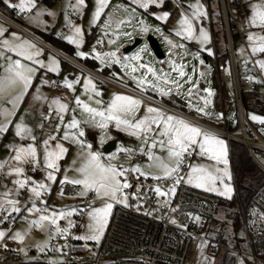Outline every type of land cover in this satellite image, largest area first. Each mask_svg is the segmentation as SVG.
I'll use <instances>...</instances> for the list:
<instances>
[{
  "label": "snow or ice",
  "instance_id": "1",
  "mask_svg": "<svg viewBox=\"0 0 264 264\" xmlns=\"http://www.w3.org/2000/svg\"><path fill=\"white\" fill-rule=\"evenodd\" d=\"M8 8L18 9L20 13H25L35 7V0H19V3H13L12 0H0ZM132 3L138 5L140 8L147 9L149 5L157 4V0H132ZM85 0H76L75 4H70L74 11L84 6ZM108 7V0H96V7L92 15V23H95ZM120 8L123 5L118 6ZM192 11L185 14L183 11L180 13L178 21V28H176L175 35L184 37L186 40H196L201 48L209 41V33L200 25L202 18L207 17L203 5L199 3L188 5ZM46 10L41 9L36 12L33 19L39 18ZM132 13L135 14L136 9L132 8ZM48 15H55V13L48 11ZM170 13L163 12L158 17L161 20L166 19ZM65 20L71 29V35L66 36L65 39L79 46L83 43V31L80 25L71 24L68 21V14L65 12ZM113 22V14L109 13L104 20V24L100 27L103 30L104 36H110L107 43L110 45L114 42L115 38L120 35L129 36V32L121 33L120 26L125 23L124 20H117L115 27L117 31L109 33L107 29ZM247 22L252 27H257L264 31V0L260 3H253L250 8V15L247 17ZM141 31H151L144 21H140ZM199 26L197 33V26ZM160 31V29H156ZM59 35V33H58ZM251 53H264V35L249 31L246 37ZM165 41L171 46L169 54L174 55L173 49L184 48V44L176 45L168 37ZM103 40H98L97 44H103ZM205 51L211 54L212 49L205 48ZM42 49L28 39H21L16 32H8L7 29L0 27V61L6 59V64H0V117H3L4 122L0 123V133L5 132L7 127L11 125L12 118L16 114V110L20 106V102L24 99L25 95L30 91L33 85L34 77L37 73L44 69L49 72L59 71V61L53 56L49 55L47 62L41 59ZM143 48L132 54L120 55L119 50L113 51H97L93 46L91 53L94 54L95 59L100 62L101 68L105 65H120L122 69H126V75L130 76L131 81L135 84L136 89L141 93H145L149 89L154 90L161 97L171 96L173 92L180 94V89L183 87L179 83L178 78L185 77L187 74L184 71L185 65L183 63L177 64L175 60L169 59L168 64L172 70L177 73V79H173L171 74L166 72L163 68L157 71L148 62H141V53ZM15 54V58L13 55ZM77 57L85 58L89 53L77 50L75 53ZM198 57V52L193 53ZM136 62V63H132ZM203 64V60L200 61ZM261 70H264V60L255 61ZM143 70V75H136L139 70ZM195 71V68H194ZM151 75L152 79H149ZM204 75V73H201ZM118 78L119 75L117 74ZM83 79L82 91L88 95V100L94 102L99 107H93L90 103L85 102L80 96L74 97L76 108L81 111V119L75 115L76 108L73 109L72 118L65 123L64 114L67 112L69 105L63 102L61 98H53L50 102L48 98L40 91V85L36 86V91L33 93V99L42 104H47L48 115L41 112V117L44 120L52 118L53 110H55L56 119L59 121L55 124L56 132L48 134L42 143L43 147V170L45 172L42 180H36L31 176L25 174V164H31L33 169L39 163L38 148L36 145V135L33 129L24 123L23 116L14 125V134L20 140H28L29 143L13 144L10 145V151L14 152L7 160L0 161V170L7 167L5 175H14L16 178L11 181L14 189H5L0 193V212L4 213L5 220L11 217L13 213L26 212V216L22 217L27 224L30 231L33 227L46 231L49 233V239H54L56 236H66L69 229L73 227V221L68 219L77 212L75 207H68L63 209L50 208L47 201L42 197L50 192L51 185L45 181L52 182L56 179V172L59 169V161L67 152L61 140L71 141L78 144L82 152L80 156V166L75 169L79 174L78 178L69 179L65 176L61 179V185L71 183L74 186H79L80 191L76 194L78 197H86L89 193H95L94 201H102L101 206H93L90 202L85 209L89 219L87 225V233L84 235L76 236L74 239L87 241H95L99 244L101 237L104 235L106 226L109 223V216L113 209L114 203H119L128 206V196L124 189L130 187L128 183V172L138 173L144 177H151L154 180H173V184L168 186L167 192H164L161 187L157 186L153 190L157 196H167L169 193L175 194L176 186L182 181L185 184L194 186L196 188L204 189L208 192H219L220 195H230L232 187L230 183H225V179L231 180V174L228 169L227 148L226 143L216 133L209 129H204L186 118L166 112L160 107L152 105L144 106V114L137 116L141 106L142 100L131 95L122 93H113L107 106L104 107V101L98 99L101 92L91 77L77 75L75 80L68 79L65 76L61 82L70 91L74 92V84L79 83ZM41 85L56 83L55 81L45 80L39 77ZM122 79V78H121ZM193 77L187 76V83H191ZM248 79L252 80L254 77L249 76ZM199 81H197L198 84ZM197 84H192L188 89L187 95L193 96L194 90L197 89ZM209 96L212 95L211 90L208 88L203 89ZM204 99L205 104L210 103L208 99ZM10 105L11 107H7ZM188 107H194L191 100L188 101ZM195 111L205 115L211 116L204 108L196 107ZM218 116L222 114H217ZM249 118L253 121L264 123V116H257L249 114ZM109 122H114L116 128L126 131L129 135L142 139L139 149L133 148H119L118 151H123L129 156L138 151L140 154L147 157V164L144 166L146 169H156L157 173L152 171L142 170L139 164L131 165L125 168L123 165L112 163L115 159L114 155L109 154L107 160L104 162L103 154L98 151L92 150V144L87 143L83 137L85 135L84 129L81 125H87L101 130V141L106 136V130ZM63 127V135L58 136V132ZM264 131V129H262ZM54 142V143H52ZM155 149H159L163 155L157 154ZM203 157L215 162L214 166L209 168L204 164L189 162L185 164L186 158ZM9 161H14L15 166H9ZM75 163V161L73 162ZM223 164V168L216 165ZM187 167L188 171L186 176L180 175V170ZM67 172V169H65ZM217 182L223 187V191L217 188ZM26 189L29 192V199L25 202L24 206H17L19 201L13 196V192L19 193L21 190ZM61 195L64 194L63 189ZM170 203V201H165ZM30 205V206H29ZM175 211V209H173ZM32 214H36L34 218H29ZM150 214V213H149ZM61 219H66L67 224L61 227L58 223ZM199 220V217L196 218ZM176 223L175 219L171 221ZM6 235L4 229H0V240ZM25 234L20 230L14 232L8 239L23 242ZM44 243H47L45 241ZM4 248L6 244L0 245ZM39 251H44L41 244L36 245ZM87 247V244H85ZM18 251H25L24 248L17 249ZM243 264V262H241Z\"/></svg>",
  "mask_w": 264,
  "mask_h": 264
},
{
  "label": "rangeland",
  "instance_id": "2",
  "mask_svg": "<svg viewBox=\"0 0 264 264\" xmlns=\"http://www.w3.org/2000/svg\"><path fill=\"white\" fill-rule=\"evenodd\" d=\"M191 2L198 3L201 5V0H190ZM165 0H157V3L163 4ZM15 3H19V0ZM76 0H57L51 5H46L42 0H35V7L28 10L25 13H20L18 9L17 10L22 16H24L23 25L26 26V29H28L30 32L34 33L41 39H43L45 42L49 43V46H46L45 43L43 45L38 46L40 49H42L41 59H43L45 62L48 60V56L51 54L53 55L58 61H59V71L58 72H49L44 69H41L36 77H34L33 85L30 88V91L25 95L24 99L20 102L19 108L16 110L15 116L12 118V123L7 127V130L5 132L0 133V161L7 160L10 155V145L13 144H21L22 140L20 138L16 137L14 134V125L17 121L20 120V117L23 116L24 123L33 128V123L36 122V119H40V121L44 120L41 117V112H43L45 115H48L47 110V104H42L38 101H35L33 99V93L36 91V86L40 85V91L48 98V101L50 102L53 98L59 97L62 99L63 102L68 103L69 108L67 112L64 114V122L67 123L73 115V109L76 108L74 103V97L80 96L82 100L85 102H88L93 107H99V105H96L94 102L88 100V95L86 93H83L82 86H83V79L81 78L79 83L74 84V92L70 91L66 86H64L61 82L64 80L65 76L68 77L70 80H75L77 75L80 76H88L91 75L93 78L97 89L101 92V95L97 97L98 99H101L104 101V107L107 106V102L110 100L113 93H122L125 95H131L135 96L142 100V106L139 110L140 116L144 114V106L152 105L154 107H160L166 112L176 114L172 110H169L168 108L164 107L162 104L158 103L160 102H166V97L171 96H164L161 97L158 93L154 92V90L149 89L145 93L141 94L135 87V84L131 81L130 76L126 75V69H122L120 65H105L103 68L100 66V62L95 59L94 54H89L85 58H80L75 55L77 50L83 51L85 53L88 52V44H94L98 40H103L104 43L100 44L101 49L97 51H113V50H119L120 55L125 54H132L143 48V51L141 53V62H148L151 66H153L157 71H159L161 68H163L166 72L171 74V77L173 79H177V73L174 72L171 68V66L168 64L169 59H173L176 61L177 64L183 63L185 65L184 71L187 74L185 77L178 78L179 83L183 86L180 89V94H176L173 92V94H176L177 97H179L182 101H180L185 107H178L182 111L188 112L191 116L197 118L198 120H201L203 122L210 123L214 125L215 127L221 128L222 125L217 122H210L207 116L202 115L195 111L196 107L204 108L206 112H209L211 106H212V97L215 92V87L212 85V81L209 77V74L213 71V65L209 61H205L204 55H212L213 53V44L211 40V33H210V25H209V18L208 15L206 18H202L200 21V25H202L207 32L209 33V41L204 45L203 48H201L200 44L194 39L191 41L186 40L183 37H178L175 35L174 30H167L168 27H163V23H165L166 19L161 20L158 17L161 13H163V10L160 9H151L148 7L147 9L140 8L138 5H135L132 3V0H108V7H106L105 11L101 13V17L95 22L92 23V15L96 7V0H85L84 6L80 7L78 10L74 11L71 7H69L70 4H75ZM204 3V2H203ZM202 3V4H203ZM166 4V3H165ZM206 1L204 6V10L206 7ZM123 5L124 7L120 8L118 6ZM157 5V4H156ZM150 6V5H149ZM209 6L212 8L213 4L210 1ZM208 6V7H209ZM232 12L233 11V5L231 4ZM132 8L136 9L135 14L132 13ZM44 9L46 10L42 16L39 18L33 19L35 17L36 12ZM48 11H51L55 13V15H48ZM178 11V17L179 13L183 11L181 8H177ZM205 11H208L207 8ZM65 12L68 14V21L71 22V24L80 25L82 27L83 31V43L79 46V49L75 44H72L69 40L65 39L66 36L71 35V29L68 25V23L65 20ZM184 12V11H183ZM186 12V10H185ZM184 12V13H185ZM113 14V22L107 29L109 33L117 31L115 24L117 20H124L125 23H123L119 31L121 33L123 32H129V36H123L120 35L118 38L114 39V42L112 44H108L107 40L111 38L110 36H104L103 30L100 27L104 24L105 18H107L108 14ZM186 14V13H185ZM143 20L144 24L151 29V31L143 32L141 31V25L140 21ZM179 21V20H178ZM35 25V26H34ZM197 26V33L199 26ZM33 26V27H32ZM46 26V28H44ZM38 28L42 30H46V32H51V36H53L55 39H61L64 43H68L72 48L70 50H67L63 48L58 43L52 41L51 39L46 38L39 30ZM156 29H160V31H156ZM93 35H91L92 33ZM152 32L157 38L161 45L162 51L164 53L163 58H156L151 50L148 48L147 43L145 40H143L141 43L137 44L133 49L129 50L128 52H124V49L126 46L132 44L136 39L138 38H145L146 34ZM59 33V35H58ZM95 35V36H94ZM165 37H168L174 44H184V48H175L173 49L174 55L169 54V48L171 47L166 41ZM90 39L89 43L86 44V40ZM232 46L234 50V58L236 63L239 64V53H241L244 57V59H250V57L255 58L252 54L249 53L248 46L246 44V41L236 38L235 35L232 37ZM205 48L212 49L211 54L205 51ZM198 52V57L194 56L193 53ZM13 55L15 58V54ZM66 56L73 59L74 61H77L79 64H82L84 67L88 68L90 71H87L85 68L80 67L76 65L75 63L71 62ZM92 60V62L88 61ZM203 60V64L200 63V61ZM6 59L3 61H0V64H6ZM95 63V64H94ZM136 63V62H132ZM106 68V69H104ZM195 68V71H194ZM104 69V70H103ZM115 69L120 70V72L124 73L128 78H124L122 74H120L121 78H118L117 75L112 74L113 70ZM96 73L97 75L93 74ZM201 73H204V75H201ZM136 75H143V70H139ZM191 75L193 77L191 83H187V76ZM101 76V77H99ZM119 76V77H120ZM39 77H43L45 80H51L55 81L56 83L52 84H60V89H54L52 88V84H43L41 85V81ZM149 79H152L151 75L148 77ZM118 81V82H117ZM197 81L199 85V92L196 96L189 97L187 95L188 89L192 86V84H197ZM121 82V83H119ZM129 87L132 90L128 91L125 90V87ZM231 86V83H230ZM208 88L211 90L212 95L209 96L208 93H205L203 89ZM259 92L264 94V86L259 87ZM201 97L210 100L211 102L208 104H205L204 99H201ZM191 100V103L194 107H192L191 110L190 107H188V101ZM3 102L0 101V104ZM7 107H11L10 105H7ZM252 114V113H248ZM75 115L78 119H81V111L80 109L76 108ZM179 115V114H178ZM257 116H262V114H254ZM182 116V115H180ZM184 117V116H182ZM52 118L55 119L56 123L59 121L56 119L55 110H53ZM186 118V117H184ZM187 120L191 121L192 123L204 128L209 129L203 124L197 123L189 118H186ZM48 123H50V119L45 120ZM4 119L3 117H0V123H3ZM52 124V123H51ZM50 125V124H48ZM55 126V125H54ZM81 127L84 129L85 135L83 139L87 143L92 144V150L98 151L103 154L104 162H108L107 158L109 154L114 155L115 159H113L111 162L123 165L125 168L129 166L128 162L124 159H121L117 156L119 148H133V149H139L142 139H137L134 136L129 135L126 131H123L121 129L116 128L115 123L109 122L108 128L106 130V136L103 141H101V130L99 128L90 127L87 125H81ZM55 132L57 131L54 129ZM210 130V129H209ZM221 139H223L226 143L227 148V159L229 161L228 163V169L231 174V180L225 179V183H230L232 187V192L230 195H220L219 192H208L201 188H196L194 186L188 185L183 183V181L179 184H183L207 193L214 194L216 196L221 197L224 200L233 201L235 203L236 200V191L235 186L233 182V174H232V165H231V158H230V151H229V143L228 140L223 137L220 133L211 130ZM264 133V131H262ZM33 133L36 135V145L37 148H39V151L43 152L42 147V141L47 138V136H44L43 140L40 139V137L37 136L38 130L36 127L33 129ZM37 133V134H36ZM63 135V127L58 132V136ZM108 138L115 139L116 145L115 147L109 151L106 152L103 149L104 144L108 141ZM24 141V140H23ZM62 142H65L67 145V148H70L68 152H66L62 158V162H59V169L56 172V179L55 181L48 182L50 183L51 189L49 193H46L42 198L48 202V206L50 208L55 207L56 209H63L68 207H75L77 209V212L73 214L68 219H71L73 223V227H71L69 230H71L70 238L65 239V236H56L54 239H49V233L46 231H42L40 229H37L33 227L30 231L25 232L26 229H28L27 222L22 219V217L26 216V212H20V213H13L16 217L15 219V228L11 230L12 235L17 230H20L22 233L25 234V238L23 242H18L21 248H24L25 251L21 252V264H95L96 262H101L104 259L102 258L101 254L99 253V244L103 238L101 237V240L99 244H97L95 241H83L79 239H74L76 236L84 235L87 233V225L89 223V219L87 216L86 211H80V209H85L90 202L93 203V206L99 207L101 206L102 201L95 200L94 196L95 193H89L86 197H78L76 194L80 191V187L78 186L77 192L72 196H67L65 194L61 195L62 185L60 183L61 179H63L65 176H67L69 179L72 178H78V173L75 171L76 168L80 166L81 160L79 153L83 151V149L80 148L78 144L72 143L71 141H65L61 140ZM105 141V142H104ZM234 142V141H231ZM238 143V142H235ZM240 144V143H238ZM242 144H240L241 146ZM244 147V145H242ZM245 149V147H244ZM246 150V149H245ZM157 154L163 155L159 151V149H155ZM247 152V151H246ZM248 154V153H247ZM249 156V155H248ZM250 158V156H249ZM256 158L258 161L264 166V154L257 153ZM251 159V158H250ZM252 160V159H251ZM75 161V163H73ZM189 162H195L198 164H204L206 166H209L211 168L214 166L215 162L203 158V157H192V158H186L185 164ZM254 163V162H253ZM12 164L11 161H9V166ZM139 164L142 166V170H148L152 171L153 173H157L156 169H146L144 166L147 164V157L141 154V157L136 159L135 162H133L132 165ZM255 165V163H254ZM218 167L223 168V164L216 165ZM65 169H67V172H65ZM41 171V169H40ZM188 169L185 167V169L180 170L181 176H186ZM3 173V172H2ZM9 175H4L3 173V182H0V187L3 186L5 181H8ZM41 175V179H42ZM144 177V176H143ZM150 177V176H149ZM264 178V172L261 168L258 166H253V169L250 171H246L242 174L241 180L244 182H252V183H260V181ZM172 180V184H173ZM217 188L219 191H223V187L217 182ZM25 190V191H24ZM21 190L19 193H15L10 198H15L19 201L17 206H24L25 202L29 199V192L24 189ZM21 192H25L24 194H21ZM22 199L23 201H20ZM118 205H122L119 203H114ZM127 204H129V199L127 200ZM113 205V207H114ZM30 206V205H29ZM124 206V205H122ZM219 209V207H218ZM236 209L238 211V206L234 204L233 211L231 215L226 214V210L224 208L217 210V215L215 216V219L213 220L214 224L219 223L220 226H214L215 229H219V227H222L223 234L225 235L226 241L232 246L234 243V239H239L240 248L246 252L250 253V247L248 242V237L245 235L242 226H234L233 228V219L236 214ZM112 212V211H111ZM36 214H32L29 218H34ZM78 215H80V219L78 218ZM110 217V216H109ZM223 222V224H222ZM59 225L61 226V223L64 227L67 224L66 219H61L58 221ZM222 225V226H221ZM239 228V229H238ZM5 230V229H4ZM106 230V229H105ZM209 235L212 237H215V235L212 232H209ZM9 237V236H8ZM253 240L255 250L259 252V245L257 244V239L254 237L251 238ZM47 241V243H44ZM50 242H54L58 248L59 254L57 256H48L47 254V247ZM68 242L72 244V246H77V251L73 250L72 255L68 256L65 254H61V252H66ZM37 244H41L44 247V251H39L36 247ZM85 244H87V247H85ZM220 255H222V249L218 248L213 251V253L208 254L206 257H198V263L197 264H220Z\"/></svg>",
  "mask_w": 264,
  "mask_h": 264
},
{
  "label": "built area",
  "instance_id": "3",
  "mask_svg": "<svg viewBox=\"0 0 264 264\" xmlns=\"http://www.w3.org/2000/svg\"><path fill=\"white\" fill-rule=\"evenodd\" d=\"M206 3L208 6L209 0H206ZM233 3L237 4L234 0H219L226 42V53L215 55L220 114L222 115L218 119H208L210 122H219L222 127H215L180 110L178 107L185 106L174 94L166 97V102H157L176 114L220 133L228 142L234 141L244 145L252 161L264 172V166L256 158L257 153L264 154V133L262 132L264 123L251 120L243 102L244 94L257 95L264 100V94L259 92V87L264 86V77L256 68L252 57L239 64L235 61L232 37L237 33V26L231 7ZM238 14H245L241 6H238ZM0 16L18 30L33 35L17 21L2 14ZM93 46L96 50L101 49L100 44L96 42L88 48L87 53L91 54ZM66 57L76 65L90 71L77 61ZM249 67L253 68V74H256L258 79L250 80L249 75L243 74ZM93 74L97 75L94 72ZM52 88L60 89L61 85L52 84ZM125 90L132 89L125 87ZM261 114L264 116V108ZM42 128L52 130V126L46 123L42 124ZM117 156L126 160L129 164L127 168H129L136 159L141 157V154L136 151L129 156L123 151H118ZM37 168L33 169L32 165H29L25 169V174H35ZM127 177L130 187L124 191L128 196L129 204L128 206L114 205L99 244V253L104 260L95 264H197L199 256L206 257L218 248L222 249V255L219 256L220 264H241V262L264 264V178L260 184L255 185V190L242 216V229L248 237L250 247V253H246L240 248L239 239H234V243L230 246L222 228L216 232L214 230L213 220L219 210L218 196L183 184L176 186L174 195L169 193L167 196H157L153 189L159 186L167 192L168 186L172 184L171 179L157 181L133 172H128ZM1 181H3V173L0 171ZM62 189L65 195L72 196L76 193L77 186L65 183ZM166 200L170 203H166ZM20 201L23 200L20 199ZM12 215L5 220L4 213L0 212V228L9 230L14 226ZM80 217L78 215L79 219ZM197 217L199 220L196 219ZM173 219L176 223L171 222ZM61 226H63L62 223ZM209 232H212L215 237L209 235ZM70 234L71 230L65 239H69ZM252 237L257 239L259 252L255 250ZM72 247V244L68 242L66 252L62 251L61 254L72 255ZM17 249H19L18 246L0 248V264H21V255ZM47 254L48 256L59 254L54 242L48 244Z\"/></svg>",
  "mask_w": 264,
  "mask_h": 264
},
{
  "label": "crops",
  "instance_id": "4",
  "mask_svg": "<svg viewBox=\"0 0 264 264\" xmlns=\"http://www.w3.org/2000/svg\"><path fill=\"white\" fill-rule=\"evenodd\" d=\"M16 1H18V0H12V2L13 3H15ZM43 1V0H42ZM202 1V3L203 4H205V0H201ZM235 2H237V4L235 3H233L232 5L234 6L233 7V11H234V15H235V17H234V20H235V24H236V26H237V33L235 34V36H236V38H238L239 37V39H241L242 40V38H243V40H245L246 41V44H247V46H248V50H249V53L250 54H252L251 53V49H250V47H249V43H248V41H247V39H246V37H247V34H248V32L249 31H252V32H255V33H258V34H260V35H264V31H262L261 29H259V28H257V27H252V26H250L249 25V23L247 22V17L250 15V8H251V5L253 4V3H260L261 2V0H234ZM44 2V1H43ZM45 3V2H44ZM166 3V4H165ZM198 3V1H196V3H194V2H191L190 0H165V2L163 3V4H159V3H157V5L156 4H152V5H150L149 7L151 8V9H154V10H156V9H160L161 8V10H163V12H168V13H170V15L166 18V21H165V24H167V30L169 31V30H175L176 28H178V20H179V17H178V11H177V8H181L184 12H185V10H186V14H189L191 11H192V9L191 8H189L188 7V5H190V4H193V5H195V4H197ZM201 3V5H203ZM46 4V3H45ZM46 5H48V4H46ZM4 6H6V5H4ZM238 6H241L244 10H245V14L244 15H239L238 14ZM7 7V6H6ZM8 8V7H7ZM206 8H207V10L208 11H206V13H207V15H208V18H209V25H210V16H211V12H210V9H214L215 8V6H214V4H213V6H212V8L209 6H207V4H206V7H205V10H206ZM9 9H12V8H9ZM203 9H204V6H203ZM204 10V11H205ZM16 14H19V18H22V19H24V16H22L17 10H15L14 11ZM182 12V11H181ZM0 14H2V15H4V16H6L7 18H9V19H12L13 17H15V15L16 14H13V15H10V13L8 14L5 10H3V9H1L0 8ZM179 16H180V13H179ZM13 20V19H12ZM18 24L20 25V26H22L23 28H26V26H24L23 25V20L22 21H19L18 22ZM164 24V23H163ZM35 26V25H34ZM0 27H3V28H5V29H7V31L8 32H16L19 36H20V38L21 39H28V40H30V41H32L36 46H37V48H39L38 46H40V45H43L44 43H45V45L46 46H49L50 44L49 43H47V42H45L43 39H41L40 37H38L37 35H35L34 33H32V32H30L28 29V31L31 33V34H33V35H29V34H26V33H24V32H22V31H20V30H18L17 28H15V27H13L11 24H9L4 18H2L1 16H0ZM33 27V26H32ZM44 28H46V26H44ZM37 30H39L46 38H48V39H51L52 41H54V42H60V41H63V40H61V39H55L53 36H51L50 34H51V32L49 31V32H46V30H42V29H40V28H38ZM210 33H211V25H210ZM95 36V35H94ZM212 36V35H211ZM184 38V37H183ZM43 43V44H42ZM64 43V42H63ZM65 44H67L68 46H70L68 43H65ZM51 46V45H50ZM72 47L70 46V49H71ZM40 49V48H39ZM253 55V54H252ZM239 58H240V60H239V63H242V62H244V61H247L248 59H244V57L245 56H243L241 53H239ZM255 58H253V60H254V63H255V61H257V60H264V53H260V52H258V53H256L255 55H253ZM255 66H256V68L259 70V72H260V74L264 77V70H261L260 69V67H259V65L258 64H256L255 63ZM112 74H115V75H119L120 76V74H122L123 75V77L124 78H128L124 73H122V72H120V70H118L117 71V69H115V71L113 70V72H112ZM243 74H246V75H249V76H251V77H254V79H258V76L256 75V74H253V68L252 67H249L245 72H243ZM121 77V76H120ZM118 82V81H117ZM119 83H121V82H119ZM199 85L200 84H197V89L196 90H194V92H193V96H196L197 94H198V90H199ZM260 87H263V86H260ZM188 92V91H187ZM196 94V95H195ZM174 95H176V94H174ZM177 96V95H176ZM180 101H182L179 97H177ZM182 102H184V101H182ZM106 103H107V99H106ZM185 103V102H184ZM186 104V103H185ZM188 106V105H187ZM191 110H193L192 108H190ZM194 111V110H193ZM249 113H252V114H258V113H254V112H249ZM137 116H140V114L139 113H137ZM249 116V115H248ZM50 123H48L47 121H45V120H42V121H40V119H36V122H34L33 124V128L32 129H34L35 127H36V129L38 130V134H37V136L38 137H40V139L41 140H43V138H44V136H47V134H49V133H52V132H55V127H54V125L56 124V121H55V119H53V118H50ZM43 123H46V124H50V126H52V130L51 131H48V130H46V129H43L42 128V124ZM52 123V124H51ZM113 123V122H112ZM48 137V136H47ZM109 140H115V139H112V138H108V141ZM30 141H28V140H24V141H22L21 143H24V144H26V143H29ZM61 143H63L64 144V146H65V148L67 149V152L69 151V149L70 148H67L66 147V143L65 142H62V141H60ZM105 142V141H104ZM52 143H54V142H52ZM115 145H116V141H115ZM10 151V150H9ZM11 155H14V152H11L10 151V155L8 156V157H10ZM38 155H39V163H38V165L36 166V167H38L37 168V172L35 173V174H32V175H28V176H31V177H33L34 179H36V180H42L43 178H44V175H45V172H44V170H43V152L41 153L40 151H39V148H38ZM61 162H62V159L60 160ZM59 161V162H60ZM12 162V164H10V166H15V162L14 161H11ZM29 165H31V164H25L24 165V168L26 169L27 168V166H29ZM40 169H41V171H40ZM1 172H3L4 173V175H5V172L7 171V167H5V169H3V170H0ZM41 175H43L42 176V179H41ZM8 181H5V183L3 184V186H1L0 187V193H3L4 191H5V189H14V186H13V184L11 183V181L13 180V179H15L16 177L14 176V175H9L8 177ZM4 181V180H3ZM2 181V182H3ZM263 181V179L260 181V183ZM260 183H254V187H255V185H258V184H260ZM77 190H78V186H77ZM25 191V190H24ZM77 192V191H76ZM25 192H21V194H24ZM15 194V191L13 192V195ZM23 212H25V211H23ZM14 226H16L15 224H14ZM12 227L11 229H9V230H6L5 229V231H6V235H5V237L3 238V240H0V245H2V244H6L8 247H15V246H18L19 247V249L21 248L20 247V245L18 244V242L17 241H13V240H10V239H8V236H11L10 234V232H11V230L12 229H14L15 227ZM0 229H3V228H0ZM0 248H3L2 246H0ZM20 252V251H19Z\"/></svg>",
  "mask_w": 264,
  "mask_h": 264
},
{
  "label": "trees",
  "instance_id": "5",
  "mask_svg": "<svg viewBox=\"0 0 264 264\" xmlns=\"http://www.w3.org/2000/svg\"><path fill=\"white\" fill-rule=\"evenodd\" d=\"M43 1L46 4L51 5L57 0H43ZM210 1L215 6L214 9H210V12H211L210 25H211V35H212L211 40L213 44V53L212 55L203 53V55H204L205 61L206 62L209 61L213 65V71L209 74V77L212 81V85L215 87V92L212 97V106L208 112V113H212L213 115L207 116V117L210 119H218L219 116L217 114H220V95H219V89L217 85L215 55H222L226 53V44H225L226 42H225L224 29L222 26V16H221V11H220L219 0H209V3ZM0 8L5 10L8 14L10 13V15L16 14L14 12L15 9L7 8L6 6H4L2 2H0ZM12 19L17 22L22 21V18H19V14H16L15 17H13ZM163 27H167V24L164 23ZM91 35H93V33ZM89 41L90 39L86 40V44H88ZM57 43L61 45L63 48L70 50V46L63 43V41H60ZM91 45H92L91 43L88 44L89 47ZM88 61L92 62V60H88ZM243 102H244L245 108L248 113L249 112H254L258 114L262 113V109L264 108V100L260 98L259 96L253 95V94H244ZM229 151H230V158H231V165H232L233 182H234L235 191H236V200L234 203L232 200L231 201L224 200L218 196L217 206L219 207V209L224 208L226 210V214L229 216L231 215L233 211L234 204L238 206V211L236 209V214L232 221L233 228H234V226H242V216L245 213L249 199L255 190L254 183L242 181L241 176L246 171L252 170L253 166L255 165L253 161L249 158L246 150L244 149L242 145L240 146V144L238 143L230 142ZM12 218L15 224L16 217L14 216V214L12 215ZM218 224L219 223L217 222V224H215L214 226H220ZM221 228L222 227H219V229L214 228V230L216 232L218 230H221ZM72 249L74 251H77L78 247L74 246L72 247Z\"/></svg>",
  "mask_w": 264,
  "mask_h": 264
},
{
  "label": "water",
  "instance_id": "6",
  "mask_svg": "<svg viewBox=\"0 0 264 264\" xmlns=\"http://www.w3.org/2000/svg\"><path fill=\"white\" fill-rule=\"evenodd\" d=\"M143 40L146 41L148 48L151 50L152 54L156 58H163L164 57V53L162 51L161 45L158 41V38L152 32L147 33L145 38H143V37L138 38L132 44L126 46L124 49V52H128L129 50L133 49L137 44L141 43ZM114 147H115V140H109L104 144L103 149L106 152H109Z\"/></svg>",
  "mask_w": 264,
  "mask_h": 264
}]
</instances>
